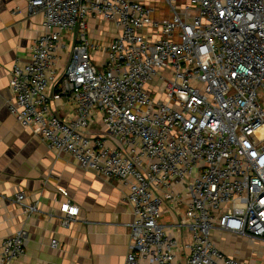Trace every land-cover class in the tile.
Returning a JSON list of instances; mask_svg holds the SVG:
<instances>
[{
    "label": "built area",
    "instance_id": "built-area-1",
    "mask_svg": "<svg viewBox=\"0 0 264 264\" xmlns=\"http://www.w3.org/2000/svg\"><path fill=\"white\" fill-rule=\"evenodd\" d=\"M28 7L43 14V29L29 60L10 70V113L53 151L127 189L125 264H249L227 255L212 232L264 240V0ZM90 19L113 24L116 35L106 45L91 38ZM64 102L70 118L59 113ZM25 199L16 196L23 211H36ZM167 201L186 205L179 236L161 222ZM60 211L64 227L79 215L71 198ZM27 238L24 228L6 237L0 264L25 254ZM180 249H188L183 260Z\"/></svg>",
    "mask_w": 264,
    "mask_h": 264
},
{
    "label": "crops",
    "instance_id": "crops-1",
    "mask_svg": "<svg viewBox=\"0 0 264 264\" xmlns=\"http://www.w3.org/2000/svg\"><path fill=\"white\" fill-rule=\"evenodd\" d=\"M88 27H95V21L90 19ZM42 29L43 14H31L28 0H0V246L6 237L24 228L28 233L26 252L12 264H125L133 220L127 189L117 180L81 168L69 154L53 151L39 138L36 127L21 125L10 113V70L15 62L29 60L31 46ZM68 57L60 62L63 69ZM59 113L70 118V105L64 102ZM90 130L101 133L99 123ZM19 192L25 193L26 202L37 206L36 211H23L16 202ZM67 198L79 207V215L64 227L60 203ZM185 208L184 203L176 208L172 201L166 202L161 222L170 235H180L175 226ZM224 233L212 232L218 247L242 262L257 264L253 255L264 249L260 244L264 240L258 245L229 242ZM181 234L185 242L190 241L188 232L182 229ZM54 239L57 247L51 244ZM177 252L183 260L188 249Z\"/></svg>",
    "mask_w": 264,
    "mask_h": 264
},
{
    "label": "rangeland",
    "instance_id": "rangeland-1",
    "mask_svg": "<svg viewBox=\"0 0 264 264\" xmlns=\"http://www.w3.org/2000/svg\"><path fill=\"white\" fill-rule=\"evenodd\" d=\"M93 21H95V27L93 28H89L88 27V34L91 38L98 40L101 44L106 45L108 42H110V40L112 39V37L115 35L116 32V28L113 24L109 23V22H103L102 20L99 19H92ZM101 33V34H99ZM102 35V36H101ZM224 240L227 241H231V242H247L250 241L251 243H253L254 245H258L260 240L257 239H246V238H242L240 236H237L236 234H225L223 235ZM260 244L262 246H264V243L260 242ZM243 256V255H241ZM254 259L256 260L257 264H264V249L261 250V252L259 253H254ZM243 259V257L241 258Z\"/></svg>",
    "mask_w": 264,
    "mask_h": 264
}]
</instances>
